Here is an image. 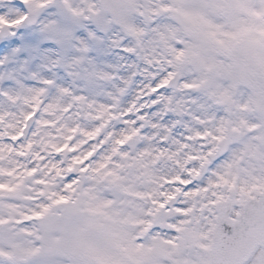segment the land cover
Masks as SVG:
<instances>
[{"label":"snow or ice","instance_id":"obj_1","mask_svg":"<svg viewBox=\"0 0 264 264\" xmlns=\"http://www.w3.org/2000/svg\"><path fill=\"white\" fill-rule=\"evenodd\" d=\"M51 3L13 0L0 30ZM63 3L143 48L150 79L124 105L0 90V264H264V3L105 0L96 21Z\"/></svg>","mask_w":264,"mask_h":264},{"label":"bare ground","instance_id":"obj_2","mask_svg":"<svg viewBox=\"0 0 264 264\" xmlns=\"http://www.w3.org/2000/svg\"><path fill=\"white\" fill-rule=\"evenodd\" d=\"M6 1V0H5ZM9 1V0H7ZM73 2V7L80 9L81 6L84 7H88V5L91 3V0H70V3ZM8 4H0V8H3L6 12L8 6ZM45 14V18H42V20H40L41 25H45L47 28V31L52 35V29L55 28L53 25L54 21L56 18H58L56 16V18H53V15H50L48 12L44 13ZM56 15V14H55ZM87 22H85V20H83V17L81 18V16H73L69 14V21H68V25L64 27H62L61 25H59L58 28H55L56 30H63V31H69L72 35V40L73 41H69L67 44L65 45H61L58 46V44L55 42V39L53 37V35L51 36V39H36V43L34 46L29 45L24 47L23 49H20L19 52H17L16 50H14V55L18 56L20 54L23 55V58L21 60H14L13 66L14 69L19 67V64L21 65V68L24 69L25 67H30L31 65H34L35 63V68L33 70L30 71V74L33 76L35 75L36 78L43 74V72H47L45 70H43V68L45 67V59L47 57L48 54H51L52 49H51V45L56 46V48L58 49V52L61 53V51L64 50V53L71 55V62L75 64L76 60L73 59V56L76 55L75 52V47H74V37L78 34V31L80 29H84L86 28ZM64 28V29H63ZM87 30V29H86ZM85 30V31H86ZM41 30L37 31L36 33V37L40 36L41 37ZM86 33H85V37H86ZM104 35H106V33H102L101 37H103ZM38 38V37H37ZM109 39H112L111 37V33H109V35L103 39V43L100 44L102 46H104L103 50H100L98 47L99 41L97 40V44L92 48V50H96L97 51V57H98V61H94L93 59L88 58L85 54H83L82 52L80 54H78L80 56L79 61L77 62H81V63H85L86 66H84V68H77L75 69V71H73L72 69L69 70L70 66H69V62L67 63V65H62L61 69L59 70L60 73H62L61 75V79L63 78H70L71 80H78L77 86L73 89L74 91H76V93H74L75 95H82L86 98V100H90V101H95L97 103H104L107 100H110L111 97L109 95V93L113 94L116 92L117 86L115 82H111L108 81V79H115V72L114 69L116 68L117 62H118V58L119 55L112 54V51L109 49V44L107 43V41ZM60 45V44H59ZM10 49L7 50L6 54L8 53ZM35 51V52H34ZM34 52V53H33ZM30 56H31V60H33L31 63H29L30 61ZM54 58V57H53ZM53 58L51 59L50 62H54ZM8 56L5 55L4 59L2 60V62L4 63L5 61H7ZM49 62V63H50ZM48 63V64H49ZM108 64H110L111 66L109 67L108 70V74L105 76L104 74L101 75V78H106L107 77V82L104 85H98L96 80L93 79V74L99 75L102 74V71H96L95 69L97 68H104L106 67ZM108 67V66H107ZM47 68L49 70H52L51 67L47 66ZM66 68H68L66 70ZM47 69V70H48ZM25 71V69H24ZM126 71V68H125ZM49 73L51 71H48ZM84 72V73H83ZM81 73H83L82 76ZM105 73V72H104ZM47 73H45L46 75ZM127 74H129V70H127ZM96 75V76H97ZM0 80L1 81H7L6 84V88L7 91L12 92V93H21V94H27L28 89L31 88H35L34 84L35 82L32 80L31 77L28 76V73L23 72L22 75V80L24 82V84L19 83L17 80V76L13 73H6V70L0 69ZM42 80V79H41ZM45 80V79H44ZM43 80V81H44ZM60 78H58V82L55 85H51L48 89V92L46 93V99L48 100H52L55 99L57 97H59L61 99V101H65L67 100L68 96H63L61 95V93L59 92V89L61 88L60 86V82H59ZM43 83V82H42ZM44 84V83H43ZM2 102V101H0ZM79 107L83 110H86V108L84 107L83 104L79 105Z\"/></svg>","mask_w":264,"mask_h":264},{"label":"rangeland","instance_id":"obj_3","mask_svg":"<svg viewBox=\"0 0 264 264\" xmlns=\"http://www.w3.org/2000/svg\"><path fill=\"white\" fill-rule=\"evenodd\" d=\"M93 2L96 5V11L97 12L101 11L100 8H99V5H98L99 0H91V3H93ZM4 3L5 4H8L7 5L8 8L6 10V14L7 15H10V16L15 15L16 9L12 6L13 5L12 0L11 1L10 0L9 1H7V0L6 1L5 0H0V4H4ZM140 3H144V0H140ZM249 3L255 4V5H260V4L264 3V0H249ZM70 4L73 7V2H71ZM87 8L88 7H86V6H84V7L81 6L80 9H84L85 14L90 15V13H87ZM46 12H48L50 15H53V18L54 19L56 18V16L58 17V18L55 19V21L53 23L55 25L54 26L55 28H58L59 25H61L62 27L65 28V26L68 25L69 13L66 10V7H65V5L63 3V0H56L55 3L51 4L46 9L39 10V18H38V21L36 23H34L32 25L25 24L23 26V28L19 32H15L14 35H13V33H11V29H8L10 31V34L7 37H4L1 40V46H0V69L6 70V73L7 74H9L10 72L13 73V74H15L17 76V79H18L17 81L19 83H21V84H24V82L22 80L23 72L28 73V76L31 77L33 81H35L36 76L35 75L32 76L30 74V71L35 68V64L36 63L34 65H31L29 68L28 67H25L24 68L25 71H24V69L21 68V65L20 64H19V67L18 68H15L14 69V66H13L14 60H17V59L18 60H21L23 58V55L22 54H20L18 56L14 55L13 54L14 53V50H16L17 52H19L20 49H23L26 46H29V45L34 46L35 43H36V39H39V38H42V39H51V36L52 35L47 31L46 26L43 25V24L41 25V22H40V20H42V18H45L46 17L45 14H44ZM82 17L83 16H81V18ZM89 17H90L91 20L96 21V16H94V15L91 14ZM133 19L135 20V22L137 24H143L144 23L143 20L140 19V18L133 17ZM85 22H87V25H86V28H85V30L86 29L87 30L85 31L84 29H80L78 31V34L74 37V39H76L78 37L79 38H83L84 33H86L88 30H90L91 22H89L87 20H85ZM93 26H95V25L93 24ZM40 30H41V34H40L41 37L40 36H37L38 37L37 38L36 37V33H37V31H40ZM57 31H63V30L57 29ZM117 31H118L117 29L112 28L109 31L104 32V33H106V35L103 36L102 38L103 39L106 38L109 35V33H111L112 39H116V37L113 34L116 33ZM67 32H69V31H67ZM129 45L132 46V47H137L135 45L134 41L131 40L130 38H129ZM58 46H60V48H61V45L58 44ZM98 47H99L100 50H103L104 49V46H102V45H98ZM8 49H10V50L6 54V52H7ZM51 49H52L53 52H51V54H48L47 57H46V59H45V64H47L43 68V70H45V71L48 69L47 66H50L51 59L54 56H57L58 54H60L58 56L60 58H62L63 65H64V63H65V65H67L68 62L70 63L69 64V66H70L69 70L72 69L73 71H75L76 67L79 69V68L82 67V65L83 66H86L85 63H79L77 61L75 62V64L72 63L71 62V59H70L71 58V55H68V54L64 53V50L61 51V53H59L58 52V49L54 45H51ZM109 49H110V47H109ZM96 53H97V51L96 50H93L91 52L84 53V54L88 58L93 59L94 61H98V57H97V54ZM78 54H80V53H76V55H78ZM138 54H139V52L136 50V53L131 54V57L130 58H135L136 56H138ZM5 55L8 56V59H7V61H5L3 63L2 60L4 59ZM32 61L33 60H31V56H30V63ZM107 66L104 67V68H102V69H100V68L95 69L98 72L99 71H102L103 72L102 74L97 75L96 72H95V74H93V79L96 80L97 84L100 85V86L101 85H104L107 82V77L105 79L104 78H101V75L104 74L106 76L108 74V70L107 69H109V67L111 65L108 64ZM144 68H145V65H144ZM67 69L68 68H66V70ZM45 73L46 72H43V74L42 75H39L37 78L40 79L41 77H44L45 76ZM83 73H81L80 76H82ZM61 74L62 73H60V72H57L56 73L57 78H60V80H59L60 86H61V88H63L68 78H64V79L62 78L61 79V76H62ZM142 79H144L143 82H141V85L143 86L145 84V81H147V80L150 79V74L148 72H146V71H143L142 72ZM57 82H58V79H57V81H56L55 84H57ZM76 82L78 83V80L77 79H76ZM3 83H4L3 85H4L5 90H7V88H6L7 81H5ZM240 90H241V94L244 92V94L246 95L247 92H248V89L245 86H243V85L240 87ZM170 94L174 95L176 98L181 99L182 102H184V104H185V107H184L185 108V111H190V110L196 109L197 104H188L187 101H186V97H185L184 93H182V92H180L178 90H172V91H170ZM61 102L63 103L64 101H61ZM200 102H205L206 103L205 98L203 96H201L199 98L198 103H200Z\"/></svg>","mask_w":264,"mask_h":264},{"label":"clouds","instance_id":"obj_4","mask_svg":"<svg viewBox=\"0 0 264 264\" xmlns=\"http://www.w3.org/2000/svg\"><path fill=\"white\" fill-rule=\"evenodd\" d=\"M145 27H149L148 25H145ZM122 34V33H121Z\"/></svg>","mask_w":264,"mask_h":264},{"label":"water","instance_id":"obj_5","mask_svg":"<svg viewBox=\"0 0 264 264\" xmlns=\"http://www.w3.org/2000/svg\"><path fill=\"white\" fill-rule=\"evenodd\" d=\"M104 3H105V1H104Z\"/></svg>","mask_w":264,"mask_h":264}]
</instances>
